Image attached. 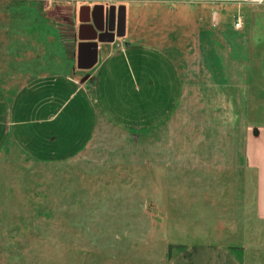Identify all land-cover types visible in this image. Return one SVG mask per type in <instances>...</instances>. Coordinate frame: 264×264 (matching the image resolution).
<instances>
[{
    "label": "rangeland",
    "instance_id": "rangeland-1",
    "mask_svg": "<svg viewBox=\"0 0 264 264\" xmlns=\"http://www.w3.org/2000/svg\"><path fill=\"white\" fill-rule=\"evenodd\" d=\"M121 1L0 0V84L9 96L45 75L93 84L94 69L77 64L79 9ZM144 8L131 39L175 61L178 108L148 129L100 115L90 144L66 160H38L7 144L0 264H170L171 244L227 245L252 231L253 245L263 235L246 145L249 130L264 124V43L248 34L234 54L219 32L207 34V20L188 24L171 5ZM224 16L232 29L237 8Z\"/></svg>",
    "mask_w": 264,
    "mask_h": 264
},
{
    "label": "crops",
    "instance_id": "crops-1",
    "mask_svg": "<svg viewBox=\"0 0 264 264\" xmlns=\"http://www.w3.org/2000/svg\"><path fill=\"white\" fill-rule=\"evenodd\" d=\"M100 5L105 7L108 20L113 7H125V34L120 37L116 30L113 42L112 37H102L98 62L92 68L93 84L72 74L45 75L27 82L13 97L0 84V151L13 142L35 159L61 161L76 156L90 144L100 115L129 130L148 129L163 122L166 114L165 119L171 117L182 94L179 67L158 45L134 41L130 35L131 22L137 21L140 14L139 21H143L145 6L171 5L188 24L207 20V34L219 32L221 39L233 44L234 54L239 48L242 51L248 34L257 43H264V0H122L119 4ZM81 8L75 26L79 41L77 64ZM234 8L237 17L231 29L226 27L230 23L224 14ZM114 19L119 24L118 13ZM239 19L242 28H236ZM94 35L91 27L83 30L87 42H92ZM170 96V110L163 114L164 101L168 102ZM146 107L151 109L144 111ZM251 129L246 159L249 169L257 174L256 221L264 224V124ZM251 232L227 245H182L170 264H264V239L260 238L264 233H256L252 245Z\"/></svg>",
    "mask_w": 264,
    "mask_h": 264
},
{
    "label": "water",
    "instance_id": "water-1",
    "mask_svg": "<svg viewBox=\"0 0 264 264\" xmlns=\"http://www.w3.org/2000/svg\"><path fill=\"white\" fill-rule=\"evenodd\" d=\"M113 18V13L117 16L118 13V21L119 27L123 25L125 27V8H119L117 10L116 7L111 9ZM97 11L100 12V22L101 25H98L95 21V16ZM108 19H106L105 15V7L103 5L96 6L94 10L91 9L89 6L82 7L80 10V32H79V39L81 43L79 44V56H78V67L82 70H90L92 69L98 62V48L100 43H104L102 37L107 34L108 32ZM87 27H91L94 30V37L92 42H87L85 37H83V30ZM125 32V31H124ZM117 33L118 36H124V33ZM110 33H112V42L115 40L116 37V29H113Z\"/></svg>",
    "mask_w": 264,
    "mask_h": 264
},
{
    "label": "flooded vegetation",
    "instance_id": "flooded-vegetation-1",
    "mask_svg": "<svg viewBox=\"0 0 264 264\" xmlns=\"http://www.w3.org/2000/svg\"><path fill=\"white\" fill-rule=\"evenodd\" d=\"M115 15H114V13H113V18H112V20H111V17L109 18V22H108V25H107V27H108V32H107V34L106 35H104V37L103 38H108V37H112V33H110L113 29H116L117 31H118V33H121V32H123L124 30H125V27H123V25H121V27H119V24H117L116 22H115ZM95 21L97 22V24L98 25H101L100 24V21H99V11H97V13H96V16H95ZM124 28V29H123Z\"/></svg>",
    "mask_w": 264,
    "mask_h": 264
},
{
    "label": "trees",
    "instance_id": "trees-1",
    "mask_svg": "<svg viewBox=\"0 0 264 264\" xmlns=\"http://www.w3.org/2000/svg\"><path fill=\"white\" fill-rule=\"evenodd\" d=\"M175 247L178 248V249H181V248H183L184 246H182V245H173V244H171L170 247H169V252H168L169 260H171V259L173 258L172 252H173V249H174Z\"/></svg>",
    "mask_w": 264,
    "mask_h": 264
},
{
    "label": "built area",
    "instance_id": "built-area-1",
    "mask_svg": "<svg viewBox=\"0 0 264 264\" xmlns=\"http://www.w3.org/2000/svg\"><path fill=\"white\" fill-rule=\"evenodd\" d=\"M243 22L241 19H239L236 23V28H242Z\"/></svg>",
    "mask_w": 264,
    "mask_h": 264
}]
</instances>
